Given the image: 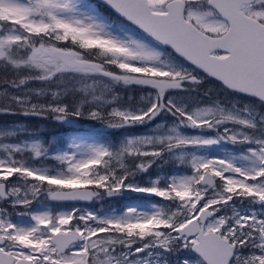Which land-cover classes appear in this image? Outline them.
Listing matches in <instances>:
<instances>
[{
	"label": "snow or ice",
	"instance_id": "6c2138e0",
	"mask_svg": "<svg viewBox=\"0 0 264 264\" xmlns=\"http://www.w3.org/2000/svg\"><path fill=\"white\" fill-rule=\"evenodd\" d=\"M0 117V264H264V0H0Z\"/></svg>",
	"mask_w": 264,
	"mask_h": 264
},
{
	"label": "trees",
	"instance_id": "16d2710c",
	"mask_svg": "<svg viewBox=\"0 0 264 264\" xmlns=\"http://www.w3.org/2000/svg\"><path fill=\"white\" fill-rule=\"evenodd\" d=\"M0 119H4V118L0 117ZM49 123H50V122H42V123H41V124H44V125L46 126V130H47V131H53V130H57V131H60V132H64V131H66L65 128L52 129V128L48 127ZM80 130H83V129L81 128Z\"/></svg>",
	"mask_w": 264,
	"mask_h": 264
},
{
	"label": "rangeland",
	"instance_id": "374dc122",
	"mask_svg": "<svg viewBox=\"0 0 264 264\" xmlns=\"http://www.w3.org/2000/svg\"><path fill=\"white\" fill-rule=\"evenodd\" d=\"M83 125H87L89 122L87 121H82L81 122ZM41 131H47L46 126L44 124H40ZM83 129V128H82ZM66 130V129H65ZM82 131V130H81Z\"/></svg>",
	"mask_w": 264,
	"mask_h": 264
}]
</instances>
